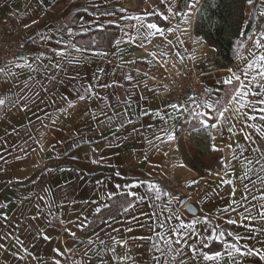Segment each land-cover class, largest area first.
Masks as SVG:
<instances>
[{
    "label": "crops",
    "instance_id": "0c3cea01",
    "mask_svg": "<svg viewBox=\"0 0 264 264\" xmlns=\"http://www.w3.org/2000/svg\"><path fill=\"white\" fill-rule=\"evenodd\" d=\"M200 4L0 0V24L12 13L15 37L25 48L0 66V99H5L0 105V264H154L153 256L159 255L152 248L158 239L154 233L179 224L177 215L193 224L185 231L197 235L186 238L179 246L182 255L170 264H264L255 253L241 254L247 251L245 245L264 253V155L253 150L262 142L246 126V115L226 113L227 121L217 128H202L201 119L216 123L192 114L208 112L203 103L196 108L186 98L188 111L173 109L175 103L155 86L157 79L195 67L205 73L203 101L219 98L222 108L239 86L222 83L231 75L228 70L241 69L254 54L264 52L254 46L264 32V0L246 3L244 24L250 21L251 28L236 41L233 59L225 66L216 48L196 32ZM149 23L157 24L163 35L147 36L154 31L147 29ZM58 39L71 40L83 51L68 49L70 57L55 56L52 49L65 46L57 44ZM41 53L44 56L36 59ZM57 63L59 68L54 67ZM252 88L259 91L256 83ZM79 95L86 98L80 100ZM241 112L257 117L248 124H264L258 110ZM169 134L174 139L168 140ZM244 157L252 165H245ZM249 167L247 179H241ZM225 179L233 183L224 184ZM149 185L160 189L159 199ZM130 203L133 207L125 213ZM189 204L195 213L187 210ZM244 215L253 217L244 221L251 230L239 222ZM229 219L238 222L229 224ZM196 220L200 223H193ZM213 230L223 231L224 237L208 240ZM225 243H235L241 253L229 257ZM189 245L198 253L219 251L221 256L204 261L197 254L191 259ZM125 255L132 260L114 258Z\"/></svg>",
    "mask_w": 264,
    "mask_h": 264
},
{
    "label": "snow or ice",
    "instance_id": "6c2138e0",
    "mask_svg": "<svg viewBox=\"0 0 264 264\" xmlns=\"http://www.w3.org/2000/svg\"><path fill=\"white\" fill-rule=\"evenodd\" d=\"M247 2L252 5L254 3V0H247ZM193 5H189V7H192ZM85 11H87V9H85ZM169 12H172V8L168 9ZM261 16H264V11H261L260 13ZM164 19H167V17H163ZM136 19H140V17H136ZM33 23H36V21H33ZM25 27H29V25H25ZM102 27V26H100ZM141 27H144V25H142ZM147 29L149 30H154V31H149L147 33V36H152L155 35L156 33H159L161 35H163V30L155 23H149L146 25ZM87 29H85L86 31ZM139 31V30H138ZM169 31H171V29H169ZM68 33L71 35L72 34V29L69 28L68 29ZM147 38V37H145ZM42 39L44 40H48L51 39V37L48 36H44L42 37ZM130 39H132L133 41L135 40V37H130ZM261 40H264V32L260 33V39H257L254 41V46L257 49L260 48H264V44L261 43ZM95 43V40L93 41ZM57 44H63L65 45L64 47H61L59 49H52V52L55 54V56L61 57V58H65V57H70L71 53L68 51V49H74L76 52H81L83 51L81 48H78L76 44L72 43L71 40H67L64 41L63 39H58L56 41ZM119 43V41L117 42ZM44 56V53H41L40 56H38L36 59H40L41 57ZM23 59V58H21ZM49 61H51V57L48 58ZM75 59V57H72L71 59L68 60L69 63H72L73 60ZM29 67L31 68L32 65L27 64V65H20L17 64L16 67ZM54 67L59 68L60 64L57 63L54 65ZM229 73L231 75H229L225 80L222 81V83L224 85H233L234 82L238 83V87H236L234 89V91L231 94V99L228 100L227 105H225L224 107L220 108L218 107V105L221 104V100L218 98L216 100H209V101H205L203 102V107L208 109V112H196L193 111V115L196 117H209L211 119H215L216 123H212L209 124L208 119H201L200 120V124L202 128H208L211 127L213 129L217 128V125L220 124L222 121H227L228 117H226V113H232L235 116H239L241 114L246 115L247 119L245 121V124L248 128L254 129L255 132L257 133L258 139L262 142L260 146L255 147L253 150L255 152H259L262 155H264V124L261 125H257L255 123L252 124H248L247 121H253L256 120L257 117L255 115L252 114H248V113H242L241 110L245 109V108H250L252 110L253 113L258 112L261 113V115H259V120L264 122V107H258L261 105H264V98L261 99H250V97H258V96H264V52H261L259 54H254L253 58L251 60H248L246 65L241 68L238 69L236 71H234L233 69H229L228 70ZM254 73V74H253ZM127 79H130V77H127ZM253 83H256V86L258 87L259 91H254L252 88ZM91 88H86L85 92H90ZM86 97L84 95H79V99L80 100H84ZM190 100H192V102L196 105V108H200L201 104L196 103V100L194 97H190ZM5 104V99H0V105H4ZM233 104H235V108L231 107ZM73 107L72 103H69V108ZM170 107H172L173 109H177L178 105L176 104H172L170 105ZM183 108L184 111H188V109L184 106H180ZM233 127H235V125H233ZM228 131L231 132L232 128H228ZM159 139V138H158ZM174 139V136L169 134L168 135V140H172ZM213 139H215V137H213ZM245 139L249 140L251 139L250 135H245ZM229 147H231V145H229ZM238 148H240V145H237ZM213 148L215 149V145H213ZM241 155H243V149H241ZM237 157H233V159H236ZM253 161L248 160L246 157H244V164L245 165H252ZM256 164H261L260 160L255 161ZM226 167L228 165H225ZM262 170H264V165H261ZM252 169L249 167L247 169V171L245 172L244 176L241 177V179H247V173L250 172ZM224 184H232L233 181L230 179H225L222 181ZM245 189L247 190L248 186L245 185L244 186ZM149 191H155L156 192V199H159V195H160V189L156 186V185H149L148 186ZM236 192L235 187H233V192L232 195L234 196ZM165 195H168L167 193H164ZM129 195L132 196H136V193L131 192L129 193ZM147 197H137L138 201H142ZM253 199H255V197H253ZM233 204L236 203L235 200L232 201ZM105 207H107V205H105ZM133 207V205L130 203L128 204V206L126 208L123 209V211L125 213L129 212V210ZM100 208H96L97 212H100ZM189 211H191V208L189 206ZM233 212L236 211L235 208L231 209ZM223 211H228L227 208H225ZM245 212L248 211V209H244ZM141 215H144V213H141ZM137 217H133V220H137ZM176 220H179L180 223L177 224L176 226H169V230L168 232L165 233H154L156 236H158V239L156 241V243H154L152 245V248L155 249V251L157 253H159L158 256H153V261L154 264H170V261H174L176 260V257L179 255H182V248L179 247L180 245L187 243V237H189L190 235H197V233L195 231H185V229H192L193 228V224H185L182 220H180V216L177 215L175 217ZM253 217L249 216V215H244L242 217V220H240L239 222L245 227V228H249L251 230V226L248 224H245L244 221H249L252 220ZM260 219L262 221H264V212L260 213ZM204 221L207 222L208 218L204 217ZM238 221L237 220H233V219H229L228 223L229 224H236ZM193 223H200V221L196 220ZM161 228L165 227V224L161 223L159 225ZM217 227H219V225H217ZM151 230V229H150ZM126 231L131 232L132 229L128 228L126 229ZM264 231V230H262ZM229 236H233V238L235 240H239L240 236L239 234H234L232 232H228L227 233ZM40 235H43L44 239H50V237L44 235L43 233H40ZM73 235H75L73 233ZM225 233L223 231L220 232H216L215 230H213L212 235L207 236L208 240H220L224 237ZM150 239V238H149ZM91 243V241H90ZM103 243V241H102ZM174 245H176V247H174ZM3 245H0V247H2ZM207 244L204 245L205 248H207ZM225 247L229 248V251L227 252V255L229 257H231L234 253H241V249L234 243L231 245H228L227 243H225ZM189 248L191 249L192 252V256L191 259H195L197 254H199L202 259L204 261H212V260H217L219 259V257L221 256V252L217 251L214 252L212 254H209L208 252H199L196 249L195 246L193 245H189ZM245 248L247 249L246 252L241 253L242 255H252V254H256L259 255L261 259H264V253H262L260 250L258 249H252V248H248L247 245H245ZM25 251H27L25 249ZM54 251H59L58 249H54ZM114 251V250H113ZM170 253H175V255L170 256ZM115 259H120V260H132L131 256L125 255L122 257H114ZM56 264H60L59 261H56ZM133 264H135V262H133ZM179 264H184V261H180Z\"/></svg>",
    "mask_w": 264,
    "mask_h": 264
},
{
    "label": "trees",
    "instance_id": "16d2710c",
    "mask_svg": "<svg viewBox=\"0 0 264 264\" xmlns=\"http://www.w3.org/2000/svg\"><path fill=\"white\" fill-rule=\"evenodd\" d=\"M190 0H181L185 7ZM247 0H201L198 8L196 32L216 48L223 66L232 61L236 41L243 40L251 23L244 24Z\"/></svg>",
    "mask_w": 264,
    "mask_h": 264
},
{
    "label": "built area",
    "instance_id": "2783aa9c",
    "mask_svg": "<svg viewBox=\"0 0 264 264\" xmlns=\"http://www.w3.org/2000/svg\"><path fill=\"white\" fill-rule=\"evenodd\" d=\"M14 20V15L7 13L0 24V66L25 51L23 43L15 37ZM204 74L202 70L190 66L181 72L171 73L167 77L157 79L155 86L179 107L183 106L184 100L190 97H194L196 103L202 104L207 96L203 82ZM193 107H196L194 103Z\"/></svg>",
    "mask_w": 264,
    "mask_h": 264
},
{
    "label": "water",
    "instance_id": "95a60500",
    "mask_svg": "<svg viewBox=\"0 0 264 264\" xmlns=\"http://www.w3.org/2000/svg\"><path fill=\"white\" fill-rule=\"evenodd\" d=\"M189 206H190V208H191V211H190V212H191V213H195L192 204H189V205L187 206V210L189 209ZM188 211H189V210H188Z\"/></svg>",
    "mask_w": 264,
    "mask_h": 264
}]
</instances>
